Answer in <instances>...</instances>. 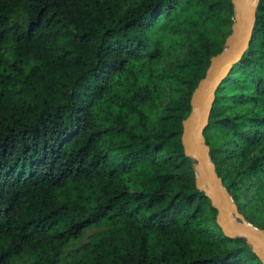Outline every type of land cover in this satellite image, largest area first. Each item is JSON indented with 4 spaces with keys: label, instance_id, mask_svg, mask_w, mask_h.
<instances>
[{
    "label": "trees",
    "instance_id": "16d2710c",
    "mask_svg": "<svg viewBox=\"0 0 264 264\" xmlns=\"http://www.w3.org/2000/svg\"><path fill=\"white\" fill-rule=\"evenodd\" d=\"M235 23L233 0H0V264H60L94 226L72 264H263L224 235L184 145ZM204 138L264 230V0Z\"/></svg>",
    "mask_w": 264,
    "mask_h": 264
},
{
    "label": "water",
    "instance_id": "95a60500",
    "mask_svg": "<svg viewBox=\"0 0 264 264\" xmlns=\"http://www.w3.org/2000/svg\"><path fill=\"white\" fill-rule=\"evenodd\" d=\"M259 0H233L236 23L224 51L212 59L206 78L194 93L193 113L185 122L184 145L187 156L196 162L197 187L206 191L218 211L217 223L229 238H243L264 264V230L249 223L242 215L215 172L204 131L215 100V93L233 65L240 61L250 43ZM208 188V191L205 190Z\"/></svg>",
    "mask_w": 264,
    "mask_h": 264
},
{
    "label": "rangeland",
    "instance_id": "374dc122",
    "mask_svg": "<svg viewBox=\"0 0 264 264\" xmlns=\"http://www.w3.org/2000/svg\"><path fill=\"white\" fill-rule=\"evenodd\" d=\"M19 21L21 23H26V20L24 16L20 15L19 16ZM248 198V193L246 192L244 194V199ZM257 216L260 219V221L264 222V210L263 209H258ZM106 230L105 226H94L89 228L86 231V234L84 238L80 241H73L71 245L64 250L65 258L60 264H72L73 261L76 259V253L75 251L82 247L85 243L88 242L89 237L92 236L93 234ZM34 257L30 252H27L23 257L15 258L12 261V264H34Z\"/></svg>",
    "mask_w": 264,
    "mask_h": 264
},
{
    "label": "bare ground",
    "instance_id": "6f19581e",
    "mask_svg": "<svg viewBox=\"0 0 264 264\" xmlns=\"http://www.w3.org/2000/svg\"><path fill=\"white\" fill-rule=\"evenodd\" d=\"M205 190H207V191H208V188H205Z\"/></svg>",
    "mask_w": 264,
    "mask_h": 264
}]
</instances>
